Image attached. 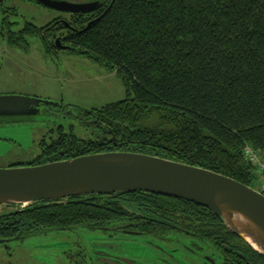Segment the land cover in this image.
I'll return each instance as SVG.
<instances>
[{
    "label": "trees",
    "instance_id": "1",
    "mask_svg": "<svg viewBox=\"0 0 264 264\" xmlns=\"http://www.w3.org/2000/svg\"><path fill=\"white\" fill-rule=\"evenodd\" d=\"M110 1L102 13L73 20L78 32L70 42L77 53L116 74L128 98L84 109L100 129L98 138L80 140L60 129L56 138L41 142V153L31 163L13 167L128 152L210 170L256 189L264 172L245 150L252 148L264 161V0ZM194 221L215 224L207 236L223 228L239 239L205 208L137 192L2 212L0 240L106 229L118 222L133 223L150 235L166 234ZM240 243L249 263L264 264L262 255Z\"/></svg>",
    "mask_w": 264,
    "mask_h": 264
},
{
    "label": "rangeland",
    "instance_id": "2",
    "mask_svg": "<svg viewBox=\"0 0 264 264\" xmlns=\"http://www.w3.org/2000/svg\"><path fill=\"white\" fill-rule=\"evenodd\" d=\"M91 4L94 0H82ZM22 16L13 21L33 23L44 27L55 17L54 13L35 7L22 12ZM31 45L12 48L8 44L0 45V96H19L39 99L64 108L42 106L39 116L20 121L7 118L0 126V168L31 163L40 153V144L56 138L60 127L66 133L74 134L80 140H94L100 136V129L89 121L84 109L97 110L108 105L124 101L128 92L116 74L108 72L89 56L78 51L56 53L50 56L36 39ZM264 182V179L262 180ZM261 181L255 185L260 190ZM27 206L0 207V213L23 209ZM114 225V224H113ZM112 225V226H113ZM113 231L104 228L89 230L78 228L69 231H44L37 235L10 243L11 255L0 247V264H75L89 260L94 251L104 249L110 241ZM182 234L173 237L182 239ZM116 247L108 248L109 253L145 264H158L157 246L147 236L119 235ZM127 240V241H126ZM120 248L118 250H115ZM115 250V251H114Z\"/></svg>",
    "mask_w": 264,
    "mask_h": 264
},
{
    "label": "water",
    "instance_id": "3",
    "mask_svg": "<svg viewBox=\"0 0 264 264\" xmlns=\"http://www.w3.org/2000/svg\"><path fill=\"white\" fill-rule=\"evenodd\" d=\"M36 1L56 10L69 6L57 0ZM96 8V4H87L70 11L91 12ZM42 106L57 108L60 104L1 96L0 119L39 116ZM137 192L183 200L211 211L231 233L264 257V194L213 171L128 152L0 168V207ZM8 242L0 240V244Z\"/></svg>",
    "mask_w": 264,
    "mask_h": 264
},
{
    "label": "flooded vegetation",
    "instance_id": "4",
    "mask_svg": "<svg viewBox=\"0 0 264 264\" xmlns=\"http://www.w3.org/2000/svg\"><path fill=\"white\" fill-rule=\"evenodd\" d=\"M57 1L63 2L64 5L69 4V6H64L66 8L64 10H56L43 6L36 0H2L0 3V44H8L15 49L19 48L14 45L16 40L23 41V46L20 49H24V47L31 45L30 40L36 39L45 53L50 56H56V53L60 55L71 53L75 51L70 42L71 34L78 32L72 26L73 20L79 19L80 21H85L90 16L102 13V10L105 7H109L112 3L110 0L105 2L103 0H94L91 4L97 5L96 10L75 13L70 10H77L83 7V5H87V3L82 0ZM35 7L49 13H54L55 17L42 28H38L29 22L22 25L20 21H13L14 18L19 19L23 14L22 12L31 11ZM34 27L41 31L32 33L31 30ZM2 72L3 69H0V76H2ZM64 107L65 105L62 104L57 108L61 109ZM26 119L23 117L19 120L24 121ZM6 123V119H0V126ZM60 129L65 130L64 127H60ZM133 226L134 224L130 222H118L114 223L113 226L107 227V231H113V234L110 235V241L112 242L105 243L104 249L95 250V257L75 264H145L143 262L132 261L141 260L139 258L133 259L109 253L108 248L116 247L119 239L121 240L119 235L147 236L153 239L154 242L162 243V245L157 246V257L155 260L158 261V264H251L248 262L249 258L246 256L247 250L240 243V239L234 238L223 228L216 230L214 236H207V229H214V223L199 225V223L194 221L190 222L187 227L174 226L166 234L151 235ZM175 234H182L180 235L182 239L173 237ZM12 242L0 244V247L3 246L7 250L9 256L11 255L10 243ZM118 249L120 248L115 250Z\"/></svg>",
    "mask_w": 264,
    "mask_h": 264
},
{
    "label": "built area",
    "instance_id": "5",
    "mask_svg": "<svg viewBox=\"0 0 264 264\" xmlns=\"http://www.w3.org/2000/svg\"><path fill=\"white\" fill-rule=\"evenodd\" d=\"M245 156L251 163L257 166L259 171L264 172V161L261 157H259L257 152H255L252 148H247L245 150ZM261 192L264 193V182L261 186Z\"/></svg>",
    "mask_w": 264,
    "mask_h": 264
}]
</instances>
